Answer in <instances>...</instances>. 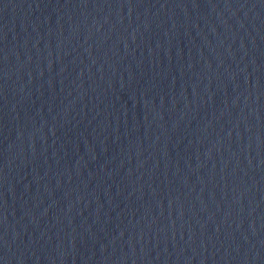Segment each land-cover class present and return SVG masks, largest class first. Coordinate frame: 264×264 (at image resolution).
I'll list each match as a JSON object with an SVG mask.
<instances>
[{
  "label": "water",
  "instance_id": "water-1",
  "mask_svg": "<svg viewBox=\"0 0 264 264\" xmlns=\"http://www.w3.org/2000/svg\"><path fill=\"white\" fill-rule=\"evenodd\" d=\"M0 264H264L220 160L83 0H0Z\"/></svg>",
  "mask_w": 264,
  "mask_h": 264
}]
</instances>
